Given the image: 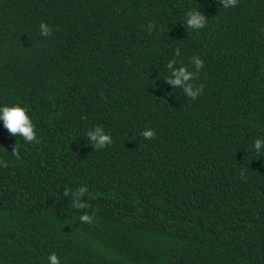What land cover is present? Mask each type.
I'll use <instances>...</instances> for the list:
<instances>
[{"label":"trees","instance_id":"obj_1","mask_svg":"<svg viewBox=\"0 0 264 264\" xmlns=\"http://www.w3.org/2000/svg\"><path fill=\"white\" fill-rule=\"evenodd\" d=\"M193 57L195 100L164 80ZM16 105L36 141L0 120V264H264V0H0V107ZM79 187L88 208L64 195Z\"/></svg>","mask_w":264,"mask_h":264},{"label":"clouds","instance_id":"obj_2","mask_svg":"<svg viewBox=\"0 0 264 264\" xmlns=\"http://www.w3.org/2000/svg\"><path fill=\"white\" fill-rule=\"evenodd\" d=\"M217 3L222 4L223 8L227 9L229 7H234L237 4V0H217ZM187 20L186 24L189 28L193 30L203 29L206 26L207 18L200 11H189L186 13ZM149 31L153 29V25L149 24ZM40 34L43 37H48L52 34V30L44 23L40 24ZM176 56H179V49L176 50ZM191 63L195 68V71H189L186 67L177 68L175 65L177 61L175 59L171 60L167 64V70L170 75L165 78L168 85L173 86V88L182 89L183 93L195 100L203 92V85H195L193 81L197 77V73L200 69L204 67L203 61L198 57H193ZM0 120L3 121L4 128L7 129L10 135L14 137H22L26 143H31L36 141L35 126L32 120L26 113V109L16 106H4L0 107ZM141 135L146 140H151L155 138V132L152 129L144 130ZM87 138L91 142V145L94 149L100 150L112 143V138L107 135L102 127H95L92 130L87 132ZM264 146V141L256 139L254 141V147L259 152ZM12 156L16 159H20L19 155V145L16 144L13 146L11 153ZM0 164H3L4 167H7V163L0 161ZM244 172H241V177L243 178ZM88 190L86 187H79L74 192H65L64 195L71 197L72 206L76 209H85L89 205L84 202V197L87 194ZM95 213L90 216L84 214L79 217L82 223L91 224ZM49 264H60V260L55 253H52L48 257Z\"/></svg>","mask_w":264,"mask_h":264}]
</instances>
